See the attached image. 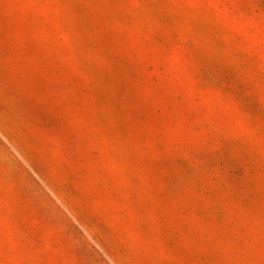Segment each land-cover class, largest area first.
<instances>
[{
    "label": "rangeland",
    "instance_id": "1",
    "mask_svg": "<svg viewBox=\"0 0 264 264\" xmlns=\"http://www.w3.org/2000/svg\"><path fill=\"white\" fill-rule=\"evenodd\" d=\"M0 264H264V0H0Z\"/></svg>",
    "mask_w": 264,
    "mask_h": 264
}]
</instances>
